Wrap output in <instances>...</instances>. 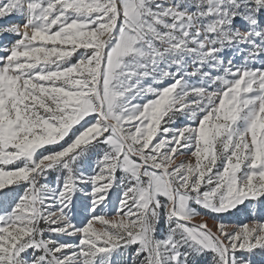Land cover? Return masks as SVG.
<instances>
[{"label":"snow or ice","instance_id":"snow-or-ice-1","mask_svg":"<svg viewBox=\"0 0 264 264\" xmlns=\"http://www.w3.org/2000/svg\"><path fill=\"white\" fill-rule=\"evenodd\" d=\"M0 264H264V0H0Z\"/></svg>","mask_w":264,"mask_h":264}]
</instances>
